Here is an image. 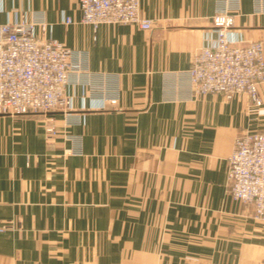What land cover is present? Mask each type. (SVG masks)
I'll return each mask as SVG.
<instances>
[{
  "label": "crops",
  "instance_id": "crops-1",
  "mask_svg": "<svg viewBox=\"0 0 264 264\" xmlns=\"http://www.w3.org/2000/svg\"><path fill=\"white\" fill-rule=\"evenodd\" d=\"M223 11L264 40V0H141L153 31L83 23L79 0H0V25L43 17L118 98L94 109L84 82L71 114H0V264H264V221L227 174L237 135L264 130V80L257 105L196 93L188 71Z\"/></svg>",
  "mask_w": 264,
  "mask_h": 264
},
{
  "label": "built area",
  "instance_id": "built-area-1",
  "mask_svg": "<svg viewBox=\"0 0 264 264\" xmlns=\"http://www.w3.org/2000/svg\"><path fill=\"white\" fill-rule=\"evenodd\" d=\"M79 6L81 21L94 27L102 23H134L148 31L156 28L152 18L142 15L141 0H79ZM65 19L73 21L71 17ZM233 23L226 11L214 17L216 37L194 54L188 70L192 89L227 98L248 94L260 105L264 40L244 42L240 34L231 32ZM48 31L49 23L43 17L33 21L15 18L0 25V114H50L59 109L71 114L74 96L68 88L84 82L92 90L91 97L98 101L92 108H106L108 102L116 101V96L108 94L117 89L115 85L99 86L94 81L98 75L88 67V53L47 36ZM113 79L111 76L107 80ZM47 131L50 135L56 133L51 123ZM78 151L68 149L70 153ZM227 163L233 198L251 204L253 217L264 221V130L238 134Z\"/></svg>",
  "mask_w": 264,
  "mask_h": 264
},
{
  "label": "rangeland",
  "instance_id": "rangeland-1",
  "mask_svg": "<svg viewBox=\"0 0 264 264\" xmlns=\"http://www.w3.org/2000/svg\"><path fill=\"white\" fill-rule=\"evenodd\" d=\"M262 99V98H261ZM74 109H75V107H74ZM58 111H62V112H64L63 110H61V109H59ZM56 130V129H55Z\"/></svg>",
  "mask_w": 264,
  "mask_h": 264
}]
</instances>
